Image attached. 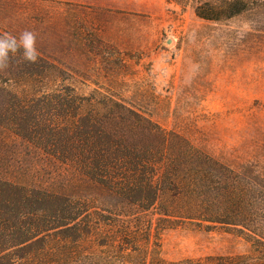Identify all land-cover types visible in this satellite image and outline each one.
<instances>
[{
	"label": "trees",
	"instance_id": "16d2710c",
	"mask_svg": "<svg viewBox=\"0 0 264 264\" xmlns=\"http://www.w3.org/2000/svg\"><path fill=\"white\" fill-rule=\"evenodd\" d=\"M201 11L259 16L264 0H224L218 18ZM60 73L19 54L0 73V142L18 139L10 153L27 160L0 165V264H264V173L221 162L114 94L47 90ZM47 171L50 187L23 181ZM183 224L233 233L250 250L168 263L159 236Z\"/></svg>",
	"mask_w": 264,
	"mask_h": 264
},
{
	"label": "rangeland",
	"instance_id": "374dc122",
	"mask_svg": "<svg viewBox=\"0 0 264 264\" xmlns=\"http://www.w3.org/2000/svg\"><path fill=\"white\" fill-rule=\"evenodd\" d=\"M223 1L0 0V32L37 33L40 56L61 72L47 90L114 94L221 162L264 173V15L211 21L196 13L218 18ZM0 147V165L27 162L12 154L24 147L18 139ZM29 178L50 187L55 174ZM159 241L168 263L250 250L233 233L195 224L166 230Z\"/></svg>",
	"mask_w": 264,
	"mask_h": 264
},
{
	"label": "clouds",
	"instance_id": "9594fccd",
	"mask_svg": "<svg viewBox=\"0 0 264 264\" xmlns=\"http://www.w3.org/2000/svg\"><path fill=\"white\" fill-rule=\"evenodd\" d=\"M17 54L23 62L38 63L37 33L25 30L19 37L9 33L0 35V73H6L14 66Z\"/></svg>",
	"mask_w": 264,
	"mask_h": 264
}]
</instances>
